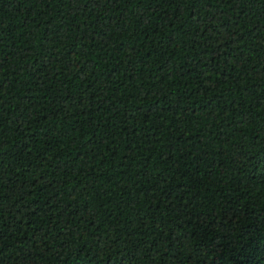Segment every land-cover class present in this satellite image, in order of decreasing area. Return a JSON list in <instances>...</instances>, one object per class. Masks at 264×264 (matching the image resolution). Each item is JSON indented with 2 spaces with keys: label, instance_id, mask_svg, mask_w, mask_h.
Listing matches in <instances>:
<instances>
[{
  "label": "trees",
  "instance_id": "16d2710c",
  "mask_svg": "<svg viewBox=\"0 0 264 264\" xmlns=\"http://www.w3.org/2000/svg\"><path fill=\"white\" fill-rule=\"evenodd\" d=\"M0 264H264V0H0Z\"/></svg>",
  "mask_w": 264,
  "mask_h": 264
}]
</instances>
